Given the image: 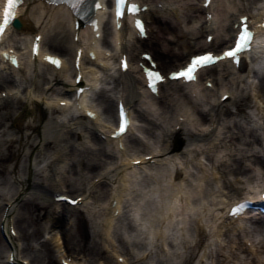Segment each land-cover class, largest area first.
<instances>
[{
  "label": "bare ground",
  "instance_id": "bare-ground-1",
  "mask_svg": "<svg viewBox=\"0 0 264 264\" xmlns=\"http://www.w3.org/2000/svg\"><path fill=\"white\" fill-rule=\"evenodd\" d=\"M101 1L105 5V0ZM242 1L213 0L209 6H204L205 0H144V3L148 4L149 7L155 6L154 9L144 12L148 27L147 33L149 37L151 36L149 40L141 37L126 17L122 21L123 25L118 29L114 25L112 15L106 18L105 9L97 11L100 27L97 31L105 32L102 39L95 36L91 27L76 29L74 25L75 16L70 9L68 10L62 4L57 5L49 0H28L17 10L16 16L22 21V29L9 28L4 36V41L14 42L11 35L20 33L24 35L21 40L25 45L27 44L28 52L24 58L16 46L5 44L4 41L0 44V74L7 77L4 82H0V110L2 111V108L6 106L9 101L8 98L11 97L13 101L17 99L13 97L14 90L23 94L17 100L16 106L11 107L12 111L0 112V127L8 124V128L14 133L13 137L6 139L3 143L7 152H0V162L3 164L8 161V163L7 165L4 164L0 171L5 169L11 173L14 182H16L14 190L18 196L25 194L30 191L29 186L31 185L26 176H21L18 173L17 166L21 153L26 152L31 161V155L35 153V150L42 152L41 149H43L46 152L48 147L54 148L55 146L54 152L44 154L42 159L44 172L41 179L46 182L49 180L48 182L51 184L48 187L46 183L38 180L37 184H42L44 189L43 192L38 191V193L44 197L50 194V203L56 207L54 208L56 212L55 222L61 223L63 226L64 235L62 236L64 241L67 242L68 240V244L70 242L80 245L81 252L88 250L94 256L100 255L103 252V247L98 246L99 242H97L96 237L99 236L104 244L111 246V253L115 251L114 255L117 262L114 261L113 264H129V258L125 255L126 253L123 254L116 242L121 240L123 243V238L131 239L129 230L125 229L124 225H118L124 213L121 214L122 204L131 198L132 201H135L134 210L131 213L134 220L135 218L140 220L139 225L144 228L143 232H145L147 241L140 244V247H144V249L139 254L142 253L143 256L149 248L153 249V246H157L154 237L157 238L158 236L166 259L163 264H193L198 255H201V258L204 256L207 259L212 258L214 251L210 247L216 250V264H222L224 260L226 262L231 257L232 264H243V262L235 260L237 258L244 259L243 256H240L241 251H247L248 255L247 262L244 264H264V239H260L263 241L261 249L254 240L259 236L262 229L255 230L256 228H254L255 234H252L254 233L251 229L252 218L242 216L237 219L227 213L231 202L242 198V195L258 197L261 192L260 188L264 186V181L259 183L260 181H256L255 177H248V180H243L237 175L234 182L229 178L227 180V173L232 171L228 167L227 161L233 159V155H235L232 153V146L241 143L247 146L246 152L254 151V144L259 143L261 138L254 128H242L236 120H234L233 125H224L220 122V114L230 115L233 112L226 107L227 103L230 102L235 105L236 114L245 110L246 101L256 103L257 108H264L261 93L258 95V93L251 91L248 95L235 96V86L245 81L242 72L246 71L247 66L245 67L244 61L241 60L239 67L234 66L229 61H221L215 66L203 69L197 81L189 84H185L181 80H174L168 82L174 86L166 88L170 84L160 83L159 91L156 94L149 93L146 89L143 72L138 64L133 61L136 60L138 63L143 61L140 55L142 52L150 50L149 52L154 55L158 67H162L164 71L169 73L173 70L172 62L182 59V57L190 58L192 54H195L194 50H202L201 52L210 49L220 51L228 47L236 31L235 23L239 21L241 15H248V10L243 6ZM254 1L261 5L257 14H250L249 21L256 26V21L263 11L262 8H264V0ZM158 4H161V7ZM209 13L212 15L211 18ZM103 24L105 27L102 29ZM38 33L42 34L40 51L37 56H32L31 43L34 35ZM76 34H79L78 40L73 39ZM209 34H214L212 42L206 40ZM112 44L115 45L114 50L118 49L117 52L121 54L127 51L131 53V48L136 52L135 56L131 53L133 56L129 57V70H119L120 79L114 77L111 79L107 73L111 60L109 56L105 55L104 50L106 48L102 45L112 46ZM257 44L258 46L254 48L252 53L263 58L264 30L259 31ZM79 47L83 49L80 69L74 64ZM142 47L149 50L140 51ZM10 48L16 50L19 55V66L4 59L5 56L1 50H10ZM89 51H94L96 58L90 57ZM138 51L140 52L138 53ZM49 52L62 57L61 68L50 65L43 60V56ZM64 55L65 58H63ZM259 59L257 62L260 67H263V63ZM90 63L92 67H87L86 64ZM98 64L103 67L98 66ZM78 72L83 73L82 82L89 87L78 96L79 98L76 96L77 83L75 82ZM102 74L105 75V78H102ZM250 76L251 74L247 78ZM204 77H206V81H204ZM208 80L212 86L207 87L205 83ZM101 83H104L105 87L98 91L99 103H96L93 101V94H97L96 89ZM111 83L114 84L112 89ZM63 87H68V89L63 91ZM168 89L169 91H167ZM251 89L255 91L257 88L251 86ZM110 90H116V93L119 91L117 98L120 97L125 100L129 107H133L134 101H142V96L146 97L149 109L146 111L148 113L143 110L142 115L145 117L154 114L158 116L156 117L158 121L156 119L154 122L150 121L152 126L148 125L143 129L145 134L149 135L148 138L153 139L152 144H141L137 137L127 133L121 137L111 138L115 119L113 122L110 119L115 114L114 106L116 105L111 101ZM261 90L264 91L263 81ZM4 92L6 96L3 95ZM224 93H229L230 98L222 101L221 96ZM172 94H178L183 99L180 102L177 99L175 101V98L167 97V95L171 96ZM61 100H65L67 104L63 106L60 104ZM74 100L80 105L78 111L73 107ZM156 103H158L157 108H155ZM30 109L32 111L29 115L27 110ZM57 109L61 112L60 119L65 118V122L68 119H70L69 121L72 120L74 127L65 130L64 128H67L69 124L66 125L63 122L60 123L58 119H53L50 114ZM86 109L95 111L96 116H88ZM184 125H187L185 127L186 135L197 140L186 143L180 149L175 144L176 140L181 141L182 139L178 136L177 126L184 129ZM78 130L83 131V133ZM130 130L131 126L128 132ZM33 132H35L34 139H31ZM96 133H99L100 136ZM102 134H106V140L100 138ZM92 135L99 141L98 144L101 147L99 151L95 152L87 145V141ZM73 136L77 137L73 140L78 141L85 148V155L80 156V153L78 156L72 148H69L68 152V147L66 148L65 145L69 139L74 138ZM132 141L141 144L140 150L131 148L129 143ZM77 149L76 147L75 150ZM148 156L159 161V164L151 165L150 159H145ZM255 156L257 155L254 154ZM72 157L74 162L71 164ZM136 159H141V162L133 164ZM117 161H122L123 167L118 170L116 177L107 179L109 178L107 176L106 181L108 180V182L101 180L105 177L102 169L105 167L110 169ZM252 162L254 166L264 167V159L255 157ZM73 165L78 167L82 165L83 169L79 171L77 168V171H73ZM29 166L26 169L28 175L32 173L31 166ZM254 166L253 170L255 169ZM142 169H151L152 173L155 172L150 176L152 180L146 178L141 183L139 182L138 178H140ZM241 170L240 165L233 169L235 172ZM77 174L80 175V180L78 179L79 182L75 185L76 181L73 175ZM91 174H93L92 178L98 176L100 180L99 183L93 184V187L87 182L88 176ZM108 175L113 176V173ZM92 178L89 180L91 181ZM220 181L222 184L220 190H217L216 187ZM146 182L147 184L144 185ZM65 183L68 189L74 185L76 191L81 190L75 197H82L83 206L87 205L91 199L95 203L94 211L90 209L89 213L92 214L93 217L91 218L94 219V222H98V224L100 222V229L98 233L94 231L89 245L84 241L86 233L82 232L79 227V214L77 212L74 214L76 216L70 224L71 226L64 220L69 216V211L76 209L77 206L55 200V195H58L59 191H63ZM245 184L249 188L244 187ZM13 199L15 200L14 196H11L10 199L6 198L1 202L0 221L3 211L8 205L7 214L4 216V222L7 225L14 224V221H11L12 209L15 207ZM209 199L213 200L212 204ZM26 202L21 203V206L26 205ZM24 206L22 208L23 216L18 217L15 224L11 226L15 230H19L24 239L35 240L41 228L37 226L34 211L40 207V204L36 201L31 206L26 208ZM117 210L119 211L118 214H116ZM17 211L19 212V209ZM257 214L259 213L256 212ZM191 224L194 227L193 231L196 238L194 239L195 242L190 245L191 249L188 256L184 257L176 253L175 250L179 241L176 232L180 231L186 237L190 233ZM131 226L130 230H135L136 224L131 222ZM60 236L58 241H60ZM223 243H227L230 252L223 253L224 259L221 258L222 252L225 251ZM26 246L29 248L31 244L25 242L24 248ZM60 247H63L62 241L59 243ZM40 248L37 250L40 261L43 259L47 261L46 264H55L54 254L56 251L49 242L41 243ZM17 257L18 255L16 259ZM120 257L123 260H120ZM134 257L135 255L132 256V258ZM152 257L147 258L145 262L149 263ZM172 259L173 262L170 261ZM64 260L69 261L67 258ZM27 264H30L29 260ZM33 264L35 263L33 262Z\"/></svg>",
  "mask_w": 264,
  "mask_h": 264
},
{
  "label": "rangeland",
  "instance_id": "rangeland-1",
  "mask_svg": "<svg viewBox=\"0 0 264 264\" xmlns=\"http://www.w3.org/2000/svg\"><path fill=\"white\" fill-rule=\"evenodd\" d=\"M243 6L246 7L247 10H251L253 12H256L259 5H256L257 2L255 3L254 0H243ZM21 36L19 37H14L13 41H15L16 45H20L22 46V50H24V45H23V40H21ZM250 58V57H249ZM186 58H183L182 59L180 58L179 60L177 61H174L172 62L173 64L172 65H175V63L177 62H182V60H185ZM113 60H114V57H113ZM249 60V59H248ZM116 64V63H115ZM113 63H111V68L109 70H107V73H108V76L112 79L113 77L114 78H118L120 79V74L118 73V67L119 65H115ZM250 64V60L248 61V64ZM264 68V64H263V67ZM105 73V72H104ZM251 74V76L248 78V82H247V76ZM1 75V74H0ZM243 75V78H244V82L238 84V86H235V91H236V94L235 96H240V95H248L252 89H251V86H255L257 88V91H259V93H261L262 95V98L264 100V91L261 90V85H262V81L264 82V70H256L253 68V66H251L247 72H243L242 73ZM108 77V78H109ZM102 78H105V75L102 74ZM230 78V77H229ZM7 79L6 76H0V82H4V80ZM114 80V79H113ZM114 84L111 83V89H112V86ZM171 86H174V85H170V86H166V88H170ZM105 85L104 83L102 84L101 83V86L100 88H98L96 90L97 94H93V101L99 103V100H98V91L102 88H104ZM68 88V87H66ZM116 91V90H115ZM115 91H111L109 92V94H111V101L114 103V105H116L115 103V97H116V92ZM169 91V89L167 90ZM20 97H22V95H20ZM20 97H16L17 99H15V101H13L11 98L9 99V101L7 102L6 106L4 108H2V111L0 110V112H7V111H12L11 107L13 105L16 106V103H17V100L20 98ZM167 97H172V98H175V101L176 99L178 101L181 102V100L183 99L182 96L179 97L178 94L176 95H167ZM159 100V99H157ZM232 100V99H231ZM145 101L142 105V102ZM246 105L244 107V111L241 112L240 114H236V110H235V105H233V102H230V103H227L226 107H228L231 111H233L230 115H224L222 113V115L220 114L219 117H220V122L224 125H233V122L234 120L238 121L239 124H241L242 128H249V129H253L257 132V134H259V137L260 140H259V143H256L254 144V151H251L250 152H246V149L247 146L245 144H235L234 147L232 146V153L235 154L233 155V159H229L228 162H227V165H229L228 167L232 169V171L229 173H227V180L231 179L232 182H234L236 180L235 177H237V175H239L238 177L243 179V180H248V177H255L256 178V181H260V182H263L264 181V167H258L257 165L254 166L253 164V160L255 159V157L259 158V159H264V110L263 112H260L258 110V108H256L255 104L252 102V101H246ZM135 116H136V125H137V129L136 132L132 133L130 136H133V137H137V140H139V142H141V144H152L153 142V139H149L148 138V134H145V131L143 130L145 127H147L148 125H151L152 124L150 123V121L154 122V119H156V121H158V116H155L154 115H149L145 117V115L143 116L142 115V112L143 110L148 111V103H147V100L145 98L142 99V101H138L136 102V105H135ZM156 107H158V103H156ZM225 107V108H226ZM115 108V106H114ZM141 109L142 111L140 112ZM116 110V108L114 109V111ZM31 111L32 109L30 110H27V112L29 113V115L31 114ZM113 112V111H112ZM148 113V112H146ZM220 113V112H219ZM110 114H113L110 112ZM53 116V119H58L60 121V123H65L66 125L69 124V126L67 128H64L65 130L69 129V127H74L73 125V121H68L66 120V122L64 121L65 118H61L60 119V116H61V112L60 110H56L55 112H51V114ZM153 119V120H152ZM8 125V124H7ZM7 125H3L0 127V152L1 153H6L7 152V149L5 148V144L4 141L6 139H10V137H13L14 136V133L13 131L8 128ZM234 128V127H233ZM77 130V129H75ZM186 130L184 128L183 131H181L178 136L179 137H182L181 139V142H179L177 140L176 144L178 145L179 143L182 144V142L184 143L183 145H185L186 143H191V142H195V138L193 137H189V135H186ZM34 133H32V137L31 139H34ZM74 137V136H73ZM93 137V135H92ZM91 137V138H92ZM141 137L144 139H141ZM90 138V139H91ZM73 139H77V137H74L72 139H69L68 142L66 143L65 147L67 148L68 147V152H69V148L71 149H74V151H76V153L80 154V156H83L86 154V151H85V148H83V146L79 145L78 141L75 142ZM88 139L89 141L87 142V145H89V147L91 148V150L93 151H99V148L101 149L100 147V144L99 141H97L94 137L93 139ZM149 142V143H144V142ZM131 148L135 149V150H138L140 149L142 146L141 144H136L134 143L133 141L129 143ZM53 145V144H51ZM76 147L78 148L77 150ZM55 148V146H54ZM54 148H52V146L46 150V152H44L43 149L42 152L41 151H38V150H35V153L31 155V161L30 159H28V156L26 154V152H23L21 153L20 155V159H19V163H18V173L21 175V176H26L27 177V180L30 181V185L29 186V192L25 193L24 195H20L21 197H19L17 199L18 203H16L17 206H19V212H17V214H15V219H17L18 217H22V213H23V206L25 205H22L21 206V203H23L24 201H27L26 202V205L24 206L25 208L27 206H31V204L33 202H38L40 204V207L37 208V210L34 211L35 213V216L36 219H37V226H39L41 228V231L39 232V234L35 237V240L33 239H30V240H26L24 239V236H22L21 234H19L20 236L15 237L14 239V243L13 245H15V248H17L19 250V255L20 257H27L28 258H31L32 260V263L34 262L35 264H46L47 261L43 260L40 261V259L38 258V251L37 250H40V244L41 243H44L45 241L49 242L50 246H52L54 248V250L56 251L55 254H54V261L56 262L55 264H61V261L59 260L60 257L62 256L61 253L63 251V248L60 247L59 248V243L61 240H64L63 236L64 235V231H63V226H61V223H58V222H55L56 221V217H55V212H54V207H52L51 203H50V198H49V195H42V194H39L38 191L40 192H43L44 189H43V186L42 184H37L38 180L40 181H43V183H46V185L49 187V183L47 180V182L45 180H42V175H43V156L44 154H48L50 153L51 151L54 152ZM111 148V147H109ZM254 154H256L257 156L254 157ZM107 155V154H106ZM69 157V156H68ZM70 162V160H69ZM73 157H72V160H71V164L73 163ZM236 162V163H235ZM8 161L7 162H4L3 164H1L0 162V168H2L5 165H7ZM31 166V171L32 173H30V175H28V170L27 169V166ZM237 165H240L242 170L241 171H238V172H235L233 171L234 167ZM29 166V167H30ZM53 166V165H52ZM74 168H73V171H77V168H79V171H81V169H83L82 165L81 167L79 166H76V165H73ZM253 166L255 167V169L253 170ZM152 170L151 169H147V171L145 172H141L140 174L144 175L145 178H149V180H152L151 178L152 177H146V173H148V175H150V172ZM152 173V172H151ZM155 173V172H154ZM142 175V176H143ZM93 174H91V176H88V178H92ZM73 177L75 178V185L79 182L80 180V175H73ZM229 178V179H228ZM79 179V180H78ZM224 179V177L222 178V180ZM253 179V178H252ZM88 182V181H87ZM85 182V183H87ZM15 185H16V182H14V178L11 176V173H9V171L7 170H3L2 172L0 171V207L2 206V201L5 200L6 198L7 199H10L11 196H15L16 193H15ZM78 186V185H77ZM84 186V185H83ZM82 186V187H83ZM241 186V185H240ZM244 187H247V184H245ZM71 188V189H70ZM74 188H76V186H70L69 187V190L72 191L73 194H78L81 190L79 191H76ZM249 188V187H247ZM15 193V194H14ZM7 194V195H6ZM27 196H29L27 198ZM4 198V199H3ZM3 199V200H2ZM94 201L91 199L89 201V203H87V205L83 206V205H80L78 207H76V209H71V211H69V216L67 218H64L65 221L68 222V224H72V221L73 219L75 218L76 215H74L76 212L79 214V224H80V229L81 231L84 233H86L85 235V243H87V245H89L88 243L91 241V239L93 238L92 235L94 233V231H96L97 233L99 232V224L98 222H94V219L91 218L93 217L92 214L90 215L89 213V210L91 209L92 211H94V204L93 203ZM131 200H126L124 201V213L122 214L123 216L121 217V221L119 222L118 225H124L126 229L130 230L132 228V226L130 227L131 225V222H132V219H131V215H132V208H133V205L131 204ZM207 203H209L207 201ZM1 209V208H0ZM4 213V212H3ZM211 215V214H210ZM66 222V223H67ZM140 222V221H139ZM133 223V222H132ZM137 223V222H136ZM0 226H1V223H0ZM71 226V225H70ZM137 227V228H136ZM192 227V230L194 229V227L191 225ZM136 230H135V233H137L136 235H138L139 237L135 238V237H132L131 239H127V238H123L124 239V242L121 243L122 241L121 240H117L116 242V245H119L120 249H122L123 251L125 252H128V254H130V257L132 258V256L135 255L134 258H132L133 260V264H143V263H147L145 262L146 260H141L139 257H137V253L139 254L140 251H142L144 249V247H140V244H143L146 241V237H145V232H143L142 234L138 233L140 231V229L142 228L138 223L136 224L135 226ZM254 228L258 229H262V232L259 233V236L256 237V239L254 238V240L257 241V244H258V247L259 249L262 248V244L263 241L260 239H264V219L261 218V219H257L255 221H253V224L251 225V229L253 230V232L256 230H254ZM2 228L0 227V264H5L6 263V260H7V254H8V251L10 249V246H8V243L7 241L5 240V237H3V232H1ZM192 230H190V233L189 235H194L195 232ZM4 232H6L8 235H9V230H8V227L4 225ZM178 235H179V238H180V244L179 246H175V250L177 251L176 253L178 254H181L183 256H186L191 247L190 245L193 244L195 241V235L194 236H189V238H186L184 239L183 238V235L181 232H177ZM252 234H255L252 233ZM59 235H61L60 237V241H58V237ZM99 235V234H98ZM235 235V234H234ZM234 237V236H233ZM97 239V242H99L98 246H102L103 247V252L100 253V255H95L92 253V252H89L88 250H85V252H81L80 251V245H76V244H72L69 242L68 244V240L67 242L65 243L66 245V249L69 250V254L70 256H74L75 258H78L79 259V264H99V262H103L104 264H113L114 260H113V255H112V248L111 246H107V244H104V242L101 240V238L98 236L96 237ZM76 240V239H74ZM154 241L157 243L156 245L157 246H153V249L151 248V250L153 251L152 254H149V257L153 256L152 259L149 260V263L147 264H163L165 262V258H164V255L162 253V251L160 250V248L158 246H160L159 244V240L156 239V237H154ZM19 242V243H18ZM25 242H28V244L30 245L31 244V248L27 247L24 248L25 246ZM75 242V241H74ZM104 244V245H103ZM239 244V243H238ZM99 246V247H100ZM223 246H224V249L225 251L222 252V255H221V258L224 259V254H226V251H228L229 247H227V243H223ZM243 246L245 247V245L243 244ZM101 247V249H102ZM210 249H213L214 251V254L212 256V258H209L207 259L205 256L203 258H201L200 256L201 255H198V257L194 260L193 264H216L215 263V258H216V254H215V249L213 247H210ZM80 251V252H79ZM233 253H236L235 251H232ZM224 253V254H223ZM230 253V252H229ZM240 256H243V258H237L235 259L236 261H239V262H243V264L245 262H247V251L246 252H242L240 253ZM177 259H180V258H177ZM176 259V260H177ZM170 261H174L173 259L170 260ZM213 262V263H212ZM232 257L230 259H227V261L225 262V260L223 261L222 264H232ZM77 264V263H76ZM236 264V263H234Z\"/></svg>",
  "mask_w": 264,
  "mask_h": 264
},
{
  "label": "snow or ice",
  "instance_id": "snow-or-ice-1",
  "mask_svg": "<svg viewBox=\"0 0 264 264\" xmlns=\"http://www.w3.org/2000/svg\"><path fill=\"white\" fill-rule=\"evenodd\" d=\"M22 0H8V9L5 11V16L11 15L10 9L14 8L17 3H21ZM85 0H77V6L79 4L84 3ZM125 4V0H117V16H123V7ZM96 8H99L100 5L99 3H96L94 5ZM128 11L131 12L132 14H137L140 11V8L138 7L137 4L132 3L130 4ZM247 20V17L243 18L242 24L243 29L240 32V35L237 40L234 41V47L224 51L221 55L219 56H213L211 53L205 54V55H200L194 57L191 62L188 64V66L179 72L173 73L171 78L173 79H184L187 81H194L196 79V73L199 69L212 65L216 63L219 60L223 59H236L238 57V54L243 51L249 44V42L253 38V34L248 30L247 24L244 23V21ZM95 26V25H94ZM136 27L140 31L141 35L144 33V28L142 25V22L137 20L136 21ZM39 37H37V40ZM34 53L37 51L36 48L33 49ZM46 60L51 62L52 64H55L57 67L60 66V61L57 59H53L52 57H45ZM150 59V58H147ZM238 62V61H237ZM126 68V64L124 65ZM154 69V65H153ZM145 75L148 78V87L152 89L153 92L156 91V84L160 82L163 77L159 74V72L154 71V70H149L145 69ZM91 115V114H90ZM126 130V123L124 122L123 116L121 117V123H120V128L119 131L116 133L117 136L122 134ZM246 207V202L243 205H240L237 210L234 211L233 214H238L240 211H242Z\"/></svg>",
  "mask_w": 264,
  "mask_h": 264
}]
</instances>
